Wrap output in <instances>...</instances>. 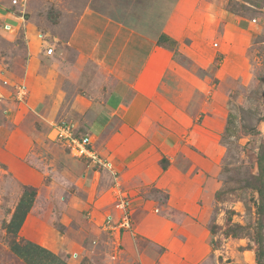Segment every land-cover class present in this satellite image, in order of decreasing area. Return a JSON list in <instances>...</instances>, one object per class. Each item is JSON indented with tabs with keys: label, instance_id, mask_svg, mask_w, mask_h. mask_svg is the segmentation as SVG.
I'll use <instances>...</instances> for the list:
<instances>
[{
	"label": "rangeland",
	"instance_id": "obj_1",
	"mask_svg": "<svg viewBox=\"0 0 264 264\" xmlns=\"http://www.w3.org/2000/svg\"><path fill=\"white\" fill-rule=\"evenodd\" d=\"M82 2L0 0V37L30 27L50 29L47 38L69 37L73 28H86ZM253 50L230 94H218L214 111H201L188 129L165 167L169 183L138 195L144 204L111 198L117 182L105 164L112 158H79L65 138L24 149L18 134L0 131V264H29L11 246L31 242L51 250L56 264H264V45ZM18 85L16 93L0 90V118L18 116L30 133L29 91ZM92 165L102 175L85 195L80 186H89L75 180ZM23 199L31 207L13 233L9 225ZM37 258L35 264L55 263Z\"/></svg>",
	"mask_w": 264,
	"mask_h": 264
},
{
	"label": "crops",
	"instance_id": "obj_2",
	"mask_svg": "<svg viewBox=\"0 0 264 264\" xmlns=\"http://www.w3.org/2000/svg\"><path fill=\"white\" fill-rule=\"evenodd\" d=\"M82 3L86 28H73L69 37L51 32L47 38L51 30L41 27L2 35L9 39L0 44V90L12 94L25 85L32 132L18 116L4 114L0 131L18 134L24 149L33 150L64 140L62 124L74 125L75 136L93 140L91 156L112 158L105 164L117 182L111 198L122 194L144 204L141 191L169 183L165 167L195 118L214 111V98L230 94L238 68L264 45V0ZM94 168L75 180L89 186H80L85 195L99 185L102 173ZM78 202L85 206L84 198ZM35 245L32 264L52 259L51 250Z\"/></svg>",
	"mask_w": 264,
	"mask_h": 264
},
{
	"label": "trees",
	"instance_id": "obj_3",
	"mask_svg": "<svg viewBox=\"0 0 264 264\" xmlns=\"http://www.w3.org/2000/svg\"><path fill=\"white\" fill-rule=\"evenodd\" d=\"M29 209H30V204L27 203L26 199H23L20 203V206L17 208V212L15 213L9 225L10 227L9 229H12L13 233H17L20 230V228L22 227L25 221L26 214L28 213ZM11 247L13 252L18 257L28 262L29 264H32L31 258L33 259L34 255L37 254V250H39L40 248L39 246H36L35 244L32 243H27L24 246H20L13 243ZM48 255L50 254L48 253ZM50 256L52 257L53 260L57 261L56 258L52 256V254ZM260 257H264V251L262 250L260 252Z\"/></svg>",
	"mask_w": 264,
	"mask_h": 264
},
{
	"label": "built area",
	"instance_id": "obj_4",
	"mask_svg": "<svg viewBox=\"0 0 264 264\" xmlns=\"http://www.w3.org/2000/svg\"><path fill=\"white\" fill-rule=\"evenodd\" d=\"M23 89V88H22ZM20 89V90H22ZM75 129L74 125H70L68 123L62 124L63 135L66 139L69 140V146L73 148L74 155H78L79 158L81 156H89L91 159H94V156H91V138L89 136H75L73 134Z\"/></svg>",
	"mask_w": 264,
	"mask_h": 264
}]
</instances>
